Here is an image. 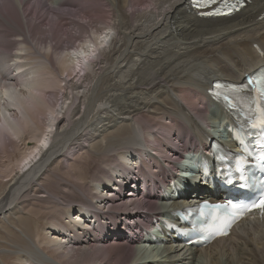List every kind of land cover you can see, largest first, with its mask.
Listing matches in <instances>:
<instances>
[{
    "label": "bare ground",
    "instance_id": "1",
    "mask_svg": "<svg viewBox=\"0 0 264 264\" xmlns=\"http://www.w3.org/2000/svg\"><path fill=\"white\" fill-rule=\"evenodd\" d=\"M30 1L0 0V28L20 35L13 56L0 54L2 69L9 70V77L0 71V151L9 157L17 142L29 140L24 146L28 154L20 155L17 166L0 168V259L20 254V264H264V217L242 220L227 237L204 248L157 243L137 221L148 215L128 212L123 204L140 205L147 198L169 213L180 202L171 188L138 198L131 192L117 194L115 187L104 192L101 184L121 180L116 166L132 164L129 152L141 155L145 169L169 171L171 157L181 152L176 140L181 135L191 141L187 163L192 167L199 159L193 143L203 148L212 131H218L210 115L218 107L211 108L207 94L211 82L237 83L264 66V0H253L228 17H200L189 0H36V5L56 10L57 19L41 31L51 36L43 42L33 34L40 22L35 16L27 20L24 7ZM79 1V11L68 10L73 17H67L63 7ZM65 18L78 26L70 32L72 38L87 37L75 48L56 52L54 41ZM27 64L31 68L23 74L19 69ZM51 88L59 90L60 98ZM78 158L94 162L87 181L98 194L87 191L74 172ZM125 168L121 171L128 172ZM183 175L198 181L194 173ZM145 188L150 192L159 186L150 180ZM89 195L112 206L102 210L105 215L98 211L102 219L93 231H84L77 225L84 214L80 205H93ZM160 203L151 201V210L158 213ZM119 206L125 214L113 215ZM44 209L51 211L44 214L46 225L32 237L25 232L31 227L27 217ZM126 217L134 219L126 222L138 235L114 225ZM65 227L76 233H64ZM110 237L117 242L108 243Z\"/></svg>",
    "mask_w": 264,
    "mask_h": 264
},
{
    "label": "rangeland",
    "instance_id": "2",
    "mask_svg": "<svg viewBox=\"0 0 264 264\" xmlns=\"http://www.w3.org/2000/svg\"><path fill=\"white\" fill-rule=\"evenodd\" d=\"M31 2V3H30ZM29 2V4H27V5H25V9L27 10V12H26V14H27V20L28 21H33V18H32V16H35V18L37 19L36 20V22H40V26L38 27H35V28H33V34H34V38H38L41 42H43L44 41V39H50V33H48V31H45V34L44 33H42L41 34V31H44V30H46V29H48L49 27H50V25H51V23L54 21V20H56L57 18V16L55 15V12H56V10H52L49 6H47V5H36V0H31ZM81 1H79V2H74V4L72 5V6H70V7H63V9L62 10H66V13H67V11L69 10H71V11H73L72 13H77L78 11H79V9H80V3ZM32 4V5H31ZM94 5V4H93ZM38 7V8H37ZM49 7V8H48ZM144 7V6H143ZM104 9V8H103ZM102 9V10H103ZM35 10V11H34ZM53 14H54V17H53ZM67 15V17H69V16H71V18L73 17L72 15H70V14H66ZM70 18V19H71ZM95 18H100L99 16H94V18L93 19H95ZM70 19H68V18H65V19H61V25H62V27L61 28H59L60 30L57 32V34H56V40L54 41L56 44H57V47H58V49L56 50V52L57 51H66V49H70V48H75V47H73V45L75 44V43H77L76 41H78L77 39H79V38H83V37H87L86 35L87 34H84V33H82V34H80L79 35V37H77V36H75V37H71L70 36V32L71 33H74V31H76V29H77V27L78 26H76L75 24H73L72 23V21L70 20ZM73 25V26H72ZM40 29V30H39ZM79 29V28H78ZM86 29H88V27L86 28ZM8 31V32H7ZM35 31V32H34ZM0 32H3V33H0V54H4V55H7V54H12V56H13V54H14V52H15V50H14V48L16 47V46H18L17 45V43L19 42V41H17V39L19 38L18 36H20L19 34H18V32H13V30H3V28H0ZM83 35V36H82ZM1 36H3L2 38H1ZM76 38V39H75ZM3 39H5V40H3ZM80 40V39H79ZM9 41H11V42H9ZM6 45V46H5ZM2 51H4V53H1ZM9 58H7V61H6V63H8L10 66H11V68L13 69V70H18L17 68H13V65H12V60H8ZM3 60V58L2 59H0V71H2V74H3V76H6V77H9V74H8V71L9 70H7V69H5V70H3L2 69V64L5 62V59H4V61H2ZM2 63V64H1ZM54 67L55 68H57V66L56 65H54ZM10 68V69H11ZM31 68V65L30 64H27V65H25L22 69H19V70H21V72L24 74L25 73V71H27L28 69H30ZM11 69V70H12ZM7 70V71H6ZM5 73V74H4ZM8 74V75H7ZM74 75H76V72H73L72 73V76H74ZM63 77H65V74L63 75ZM78 77L79 76H77L76 77V79H78ZM49 92L51 93V94H55V93H57L58 94V98H60V92H59V90L57 89V88H51L50 90H49ZM59 103H60V100H59ZM215 127H216V125H215ZM182 136H184V135H181V137ZM181 137H178V138H176V140L178 141V140H180L181 139ZM5 140H6V142L8 143V142H10V140H9V138H5ZM27 141H29L28 139H26ZM25 140V138H24V140L22 141V142H20V143H16V145H15V149L13 150V153L9 156V157H7V156H5V154L3 153V152H1L0 151V168H3V167H5V165H9V167H8V169H13L12 168V166L14 167V166H17L18 164L16 163V160L18 159V160H20L21 158H22V156H20V155H22V153H23V155H27L28 154V151H29V149H27V151H26V149H25V147L24 146H27V141ZM9 147H11L10 145H9ZM17 147V148H16ZM24 148V149H23ZM26 152V153H25ZM14 154V155H13ZM80 153L79 152H77V155H76V157L79 155ZM70 158H71V156H69ZM10 159V160H9ZM79 159V158H78ZM86 158H84L83 160L82 159H79L78 161H77V159H76V161H74L73 162V165H75L74 167H75V169H74V172L75 173H79V175H81L82 176V180L80 181L81 183L83 182L84 184L86 183V187H85V189L87 190V191H91V192H93V193H95V191H93L91 188H92V183L90 182V181H87V180H89L90 178H89V175H91V172L90 171H92L93 170V168H94V162H92V160L90 159V158H87V160H85ZM90 160V162H88ZM84 161H86V163L84 164ZM9 164H8V163ZM78 162V163H77ZM79 162H82V163H79ZM172 164L174 163V161L173 162H171ZM4 165V166H3ZM57 165H60L59 163L57 164ZM78 165H79V168H78ZM87 165V166H86ZM93 165V166H92ZM10 166H11V168H10ZM89 166H91V167H89ZM122 166H123V164H121V165H118V166H116V168H122ZM83 167V168H82ZM80 168H82V169H84V170H80ZM89 168V169H88ZM105 168H109L110 169V167L109 166H105ZM77 169H79V170H77ZM85 169L87 170V171H85ZM113 169V168H112ZM60 171V170H59ZM78 171V172H77ZM80 171H81V173L82 174H80ZM62 173V174H61ZM60 174L63 176V177H65V178H68V180H70L71 182L72 181H74V178L73 177H68L66 174H65V172L64 171H62L61 170V172H60ZM1 178V177H0ZM6 179V178H5ZM84 180V181H83ZM53 181H52V179H51V181L50 182H48V183H52ZM74 182H76V181H74ZM73 183V182H72ZM88 186H90V188L88 187ZM105 191H107V190H104V192ZM124 192V191H123ZM122 192V194H123V196L125 197V194L127 193V192H125V193H123ZM95 194H98V193H95ZM104 195H102V199H104L105 197H103ZM122 196V197H123ZM107 197V196H106ZM108 198V197H107ZM87 200H90L91 202H93V204H97L98 205V201L95 199V198H93L91 195H89L88 196V199ZM101 203V202H100ZM36 204H38V203H36ZM72 205V204H71ZM71 205L70 206H67V209H68V207H71ZM76 205V204H75ZM75 205H72V208H73V206H75ZM102 205V204H101ZM137 206V205H136ZM97 207V206H96ZM77 208V207H76ZM126 209V208H125ZM64 210H66V209H64ZM116 211H117V213L116 214H113V215H115V216H120L121 214H125V211H124V209H123V206L121 207V206H119V208H117L116 209ZM130 211H132V212H135L136 210H134V209H132V210H129L128 209V212H130ZM47 212H51L49 209H44V211H42L39 215H30L29 217H27L28 218V223H29V226H31V227H29V229L28 230H25V232H28V234H30L32 237L34 236L35 237V233H37V231H38V233L40 232V231H42V229L45 227V225H46V222H47V217H46V215H44V214H46ZM100 213L101 214H103V215H105L103 212H102V210H100ZM41 215V216H40ZM43 215V216H42ZM110 216H112V215H110ZM44 217V218H43ZM126 219H130V220H134V219H132V218H130V217H126ZM35 220V221H34ZM46 220V221H45ZM36 221H38V222H36ZM32 224L34 225V227L32 226ZM74 233H76V232H74ZM77 235H79V234H77ZM81 235V234H80ZM79 235V236H80ZM49 236V235H48ZM48 236H44V238H47ZM36 238V237H35ZM17 239V238H16ZM112 243V242H115V239L114 238H111L110 239V241L108 242V243ZM19 255V256H18ZM9 257H2L3 258V260H1L0 259V264H20V260H21V258H22V255H20V254H10V255H8ZM21 256V257H20ZM4 261V262H3Z\"/></svg>",
    "mask_w": 264,
    "mask_h": 264
},
{
    "label": "snow or ice",
    "instance_id": "3",
    "mask_svg": "<svg viewBox=\"0 0 264 264\" xmlns=\"http://www.w3.org/2000/svg\"><path fill=\"white\" fill-rule=\"evenodd\" d=\"M261 124H264V120H262L261 121ZM232 208H236L237 207V205H230ZM218 207H223L222 205H220V206H218ZM251 207H253V208H260L261 210H264V198H261L260 200H259V203H253L252 205H251ZM249 210H251L250 208H249Z\"/></svg>",
    "mask_w": 264,
    "mask_h": 264
}]
</instances>
